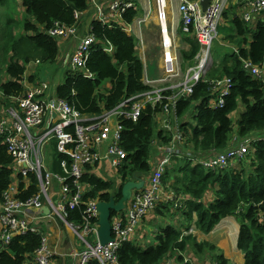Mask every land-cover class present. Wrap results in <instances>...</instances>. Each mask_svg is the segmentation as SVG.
Listing matches in <instances>:
<instances>
[{"label": "trees", "instance_id": "1", "mask_svg": "<svg viewBox=\"0 0 264 264\" xmlns=\"http://www.w3.org/2000/svg\"><path fill=\"white\" fill-rule=\"evenodd\" d=\"M7 1L0 0V6H5ZM21 2L26 13L24 18L17 21L6 17L2 28L0 71L7 78L4 80L0 76L2 107L11 106V98H22L25 94L24 82L30 61L40 59L43 64L57 61L60 54L58 39L46 33L56 22L66 26L77 25L78 29L84 25L82 33H91L96 38L87 62V69L94 79H87L80 72H66L64 83L56 90L60 99L84 114L94 115L115 107L124 96L146 89L142 82L144 64L135 37L128 35L119 25L110 28L98 20L90 22L89 18L83 17L93 11L87 0ZM242 7L245 8L231 0L222 16V19L232 22L234 33L228 40L239 45L237 52L225 57L208 74L210 80H231V93L226 97L225 106L212 109L208 103L216 98L215 92L208 84L201 83L194 94L179 101L175 110L183 127L187 126L186 119L191 116L196 122L193 129H185L193 151L201 155L221 153L237 149L243 142H251L252 149L245 159L224 170H207L191 161H178L169 167L163 178L164 184L177 199L185 197L186 200L175 210L162 203L156 209V215L166 218L173 212L176 215H170L176 216V221L180 216L182 221L161 224L150 236L142 234L139 240L124 242L117 253L118 264H161L171 258L182 263L181 254L187 250L193 251L200 259L212 253L214 261L230 264L224 255L217 252L215 244L199 241L194 234L183 235L184 230L191 228L208 235L228 217L236 218L241 226L238 249L244 253V264H264V141H255V138H264V23L259 20L246 23L240 12ZM140 12L139 9L127 11L123 20L131 23ZM76 13L81 15L80 19L76 18ZM88 22L90 28L85 30ZM183 40L189 49L181 51L182 60L185 66L194 65L200 45L191 35L183 37ZM107 43L115 49L113 56L104 51ZM246 63L261 70L262 76L256 77L249 72ZM36 78L37 75H32L28 81L35 83ZM240 105L244 111L235 123L232 115ZM159 112L160 109L148 107L138 121L123 122V146L128 161L120 171L122 183L114 190L113 181L105 182L96 175L85 176L83 181L91 186L85 200L109 202L114 198L118 202L126 182L151 171L156 140H169L155 121L154 115ZM3 141L4 138L0 137V201L12 182L10 167L13 164ZM63 158L58 153L54 155V169L58 173H61L59 162ZM35 192L36 188L32 187L28 196ZM82 221V209L70 211L69 222L80 224ZM41 245L39 234L17 236L9 246L0 249V264H27ZM89 264L99 263L92 261Z\"/></svg>", "mask_w": 264, "mask_h": 264}, {"label": "built area", "instance_id": "2", "mask_svg": "<svg viewBox=\"0 0 264 264\" xmlns=\"http://www.w3.org/2000/svg\"><path fill=\"white\" fill-rule=\"evenodd\" d=\"M87 1L92 6L94 20L110 28L119 25L128 35L135 37L144 64L142 82L146 89L126 95L115 107L92 115L84 114L74 105L60 99L57 92L50 99L47 95L49 84L30 83L26 75V92L22 98H11V106L1 107L0 137L4 138L3 142L13 164L10 167L12 182L0 201V243L8 246L16 236L39 234L42 245L35 253L34 264H52L53 257L56 256L49 247L47 234L36 227L37 221L53 215L59 216L69 225L84 244L85 249L78 254V264H89L92 261L99 264H118L117 253L122 244L142 237L143 233L140 231L146 219L162 203L175 210L186 200L185 197L177 199L168 185L164 184L163 178L169 167L178 161H191L207 170H224L241 162L252 149L251 142H243L237 149L221 153L201 155L193 151L185 129L190 130L188 124L193 121L196 126V122L191 116L186 119L187 126L183 127L175 110L179 101L194 94L195 88L201 83L208 84L215 92L216 98L208 103L212 109H222L225 106L226 97L231 93V80H210L208 74L216 66L213 43L219 36V24L231 0H213L206 12L202 11V0H177L175 7L174 0H152V4L149 0L143 16L136 17L131 23L123 20V14L140 9L135 0ZM241 5H246L245 12H241L246 23L257 22L259 19L256 17L261 12L263 16L259 21L264 23V0H243ZM154 14L161 55L157 72L151 73L147 65L150 59L145 49L144 29L150 24L149 20ZM80 17L76 13V18ZM180 30L184 37H195L200 45L194 65H187L185 68L181 62L182 55L180 58V52L177 51ZM78 32L77 25L66 26L56 22L46 33L51 37L67 40L77 37ZM182 41L184 42L183 37ZM95 43L96 38L91 33L80 39L70 57V72H80L85 78L94 79L87 69V61L90 49ZM184 44L186 47L182 49L187 51L188 44ZM104 51L113 56L115 49L111 43H107ZM245 67L256 77L263 74L250 63H246ZM33 73L32 70L29 75ZM148 107L160 109L154 115L155 121L169 140H156L151 171L139 178L144 181L143 189L133 191L124 212L113 217L114 242L102 246L98 240L97 208L101 201L84 199L91 186L83 178L96 175L94 171L100 165L101 168L117 170L121 176L120 171L128 161V154L123 146V122L138 121ZM259 140L264 141V138H255V141ZM56 153L64 157L59 162L61 173L54 169ZM32 187L36 188V192L28 196ZM45 207L50 209L48 216L43 212ZM77 209H82L83 221L80 224L69 222L70 211ZM196 233L194 228L183 231V235ZM90 238H95L94 242H90ZM181 256L182 263L171 258L165 259L161 264H200L195 263L193 251L187 250ZM206 259L208 260L205 264H220L212 259V253Z\"/></svg>", "mask_w": 264, "mask_h": 264}, {"label": "rangeland", "instance_id": "3", "mask_svg": "<svg viewBox=\"0 0 264 264\" xmlns=\"http://www.w3.org/2000/svg\"><path fill=\"white\" fill-rule=\"evenodd\" d=\"M136 1V0H135ZM137 2V1H136ZM151 4H152V0H150ZM177 4V0H174V7ZM246 6V5H244ZM152 11H154V7L153 5L151 6ZM246 7H242V11H245ZM240 10V12H242ZM154 12H152L153 14ZM26 15L25 13V9L22 6V2L21 0H8L5 6H0V42H1V37H2V28L6 22V17H10L13 18L17 21H21L22 18H24V16ZM139 15H141V12L139 13ZM143 16V15H141ZM154 20H152L153 22L150 23L145 29V37H146V51L147 54L149 56L150 62H148V67L149 70L152 72L156 71L157 72V67H158V60L160 58L159 54V47H158V40L156 38V25H155V14L153 15ZM176 25V24H175ZM122 26V25H121ZM19 32V30H17ZM20 32H21V28H20ZM232 33H234V29L232 27V22L226 21L224 19H222V21H220L219 24V29H218V38L217 40L214 41L213 43V58L215 61L216 66L221 64V61L224 60L225 57H227L228 55H231L234 51H236L238 49L237 43H232L228 40L229 35H231ZM178 34L181 36L179 37L180 39L177 41V51H179V56L181 58V51L183 50L182 48H185V44L182 41V37H184V34L182 33V31H178ZM137 41V40H136ZM59 45H60V54L57 58V61L51 64H43L40 62V59L37 60H33L29 62L30 67L27 68V76H30L29 74L32 73V70L34 71V75H37L36 78V84L38 85L39 83H48L49 84V90L47 92L48 97L51 99L53 96H55L56 94V90L58 88V86L62 85L65 81L66 78V72H70V64L68 65L67 62H65V54L63 53L64 51V46H61L62 40H58ZM181 44V47L179 48V45ZM187 45V44H186ZM187 47L189 48V46L187 45ZM68 58V57H67ZM182 62V66L183 68L188 67L185 66L183 60L181 59ZM3 68V66L1 67ZM0 76L1 79L6 80V76L4 74V72L0 71ZM2 107V103L0 102V108ZM244 111V108L242 105H240V107L237 109V111L232 115L233 121L236 123L237 118L241 115V113ZM194 123L193 121H191V123L188 124V128L191 130L193 129ZM207 159V158H206ZM237 165V164H236ZM102 165H100V168L95 170L94 173L96 174V176H98L101 180L105 181V182H112L114 184V190L119 188V183H120V179L121 176L119 174V172L115 169H105V168H101ZM173 211V210H172ZM170 214H174L173 212H170ZM170 214L167 215L166 218H163V223H173L176 220V216H171ZM176 215V214H174ZM55 219L57 221L60 222L58 217H55ZM161 226L160 225H156V223H148L146 226H142V230L140 231V233L145 234L146 236H150L152 234V232L156 231V229ZM17 237V236H16ZM64 240L71 242H74L73 244H75V248L74 249H78L79 251H82L85 249V247L83 246L81 249V246L79 244V238L77 237V235H73L71 233H66V236L63 235L61 237ZM211 243V242H209ZM152 244H154V242H152ZM213 244V243H211ZM147 244H145L146 246ZM149 245V244H148ZM9 246V245H8ZM4 247H7L6 244L1 243L0 244V249H3ZM72 252V250H71ZM218 253H220L221 255H224L226 252H224V250L220 247H218ZM193 259L195 261V263H200V264H205L207 262L208 259L203 258L199 260L196 259L195 256H193ZM70 264V263H68ZM231 264V263H230Z\"/></svg>", "mask_w": 264, "mask_h": 264}, {"label": "crops", "instance_id": "4", "mask_svg": "<svg viewBox=\"0 0 264 264\" xmlns=\"http://www.w3.org/2000/svg\"><path fill=\"white\" fill-rule=\"evenodd\" d=\"M136 1L139 4V8H140L139 10L141 11V15H143L145 13L144 10L148 8L149 0H136ZM233 1H234V4L235 3L238 4L239 2L241 4L243 2V0H233ZM175 12H176V8L174 10V13ZM141 15H139V17H141ZM262 16H263V13L261 12L256 18L260 20ZM83 17L89 18L90 22L94 20V15L92 12L91 14H86ZM152 20H154V18H151L149 20L150 23L153 22ZM90 22H88L87 25L85 26V30L90 28ZM83 28H84V25H82V27L79 28L77 37H73L67 40L60 39L62 40L61 46L65 45L64 51H63L64 54L66 53L65 62L68 61L67 64L68 65L70 64V67H71L70 57L72 53L74 52L80 39L84 36V34L82 33ZM68 56L69 58H67ZM121 183H122V180L120 179L119 186L121 185ZM53 191L54 190H52V192ZM0 212H1V209H0ZM48 215L50 214H47V216ZM55 217L59 218V220L61 221V224L59 221L55 219ZM180 220L182 221V218L178 216V221ZM178 221L175 220L174 224ZM149 222L150 223L154 222L156 223V225H160V223L162 225H166V223H163V218L158 217V215H156V212L152 213V216L146 219L144 226H146ZM36 227L39 228V231L47 234L49 247L52 250V252L56 254V256L53 257L52 264H68V263L78 264L79 262L78 254L80 251L78 249H74L75 248V244H73L74 242L70 243L69 241L61 238L63 235L66 236V233L68 234L71 233L74 235V232L72 231V228L66 223H64L59 216L53 215V216L47 217L45 220L37 221ZM240 228L241 226L236 220V218L228 217L225 220H223L210 234L205 235L200 232L199 233L197 232L196 236L199 241H208V242L215 244L217 247L222 248L224 252H226L224 254V257L228 259L231 264H244L245 262L244 253L238 249V238H239ZM94 240L95 238L89 239L90 242H94ZM79 244L82 249L84 244L82 243L80 239H79ZM34 260L35 258H31L30 260L27 261V264H34Z\"/></svg>", "mask_w": 264, "mask_h": 264}, {"label": "water", "instance_id": "5", "mask_svg": "<svg viewBox=\"0 0 264 264\" xmlns=\"http://www.w3.org/2000/svg\"><path fill=\"white\" fill-rule=\"evenodd\" d=\"M213 0H202V11L206 12L209 5ZM144 187V181L139 179L138 181L126 182L121 190V199L116 202L114 198H111L109 202H100L97 205L99 211L98 222V240L102 246H106L110 242H114L112 220L117 214L124 212L127 203L131 200L133 191L142 190ZM43 212L47 215L50 213V209L44 208Z\"/></svg>", "mask_w": 264, "mask_h": 264}, {"label": "clouds", "instance_id": "6", "mask_svg": "<svg viewBox=\"0 0 264 264\" xmlns=\"http://www.w3.org/2000/svg\"><path fill=\"white\" fill-rule=\"evenodd\" d=\"M109 55V54H108ZM89 59V58H88ZM68 62V61H67ZM88 62V61H87ZM28 68V67H27ZM250 72V71H249ZM26 73H27V71H26ZM32 75H34V73L33 74H31L30 76H28V79H29V77H31ZM131 181H134V180H131ZM145 235V234H144ZM139 240V239H138ZM132 242V241H131Z\"/></svg>", "mask_w": 264, "mask_h": 264}, {"label": "bare ground", "instance_id": "7", "mask_svg": "<svg viewBox=\"0 0 264 264\" xmlns=\"http://www.w3.org/2000/svg\"><path fill=\"white\" fill-rule=\"evenodd\" d=\"M225 224V223H224ZM227 225V224H226ZM225 226V225H224ZM231 226V225H230ZM235 230H236V228H235ZM236 232H237V230H236ZM232 239V238H231Z\"/></svg>", "mask_w": 264, "mask_h": 264}]
</instances>
